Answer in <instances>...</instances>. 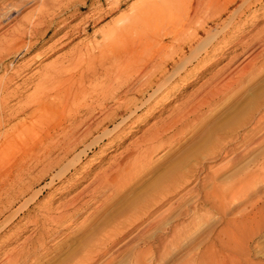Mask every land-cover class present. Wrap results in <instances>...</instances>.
<instances>
[{
	"label": "rangeland",
	"instance_id": "rangeland-1",
	"mask_svg": "<svg viewBox=\"0 0 264 264\" xmlns=\"http://www.w3.org/2000/svg\"><path fill=\"white\" fill-rule=\"evenodd\" d=\"M62 1L63 8L59 9L56 5L54 7L56 3L54 0H0V46L4 43V36L11 34L16 25L19 24V21L29 19L32 14L44 8H42L43 2L47 4L45 8H48V10L50 8L49 14L51 16L46 18L48 21L47 23H52V20H55L54 23L50 25L46 23L38 27V30H40L39 34L34 36L31 40L36 44L34 49H30L25 52V54H17L14 52L8 54L5 52L0 55V83H2L1 81L4 79L8 80L7 91L17 92L15 97H11L5 102H2L3 104H8V108L5 110L7 115L12 114L16 108H19L20 104H23L27 98L34 94L37 88H42L49 84L47 75L50 71L52 72L60 66L69 68L68 73L70 72V75H78L80 69L86 70L87 73V67H90L93 63L100 64V61L104 60L107 61L108 65L104 64V61H102V63L106 69L110 70L116 48V45L110 42V37L112 39L116 36L118 42H122L124 35L118 34L119 29L122 31V28L128 26L131 20L137 18V9L141 7H146L144 10L145 12L148 11L144 13L147 18L144 17L148 25H151L149 26L152 31L150 35H152L154 41L157 39L156 42H159L160 45L162 44L161 46L163 47V49L160 46L151 48L153 52H156H154L155 54L150 50L147 52L146 56L148 61L145 57L143 59H146V62L141 59L139 64L143 66L146 65L144 67L145 72H148V70L150 71L153 68L152 65L165 57V52L169 53L170 51L171 53L172 48L181 42V40H177L172 35L165 32V28L167 27L162 26V21L164 20L162 12L166 14L170 13L171 15L169 14V16L172 18L176 17L173 19L177 20L179 18V10L182 11V5L192 7L194 0H185V2H183L184 0H173L174 2L172 0L169 2L168 0ZM65 2L67 3L65 4ZM187 2L188 4L186 5ZM189 3L192 5H189ZM250 3V9L242 18L245 24L234 25L233 29L231 22L234 19L230 21L228 17L224 18L226 19L225 21L224 19L219 21L216 27L215 24H209L206 35H203L201 38L202 42L198 40L197 43L192 44L194 46L186 48L180 55H176L178 58L176 56L173 57L174 60H171L168 64V68L166 66L164 73L157 75V82H154L155 89L160 87L158 89H164V91L161 92L158 100L157 98L155 100L152 98L153 91L148 93L144 105L141 108L142 110L140 109L137 114L138 117L136 116L135 118L138 122H135L136 125L134 127H126V129L115 135L116 137H111V142H108L109 144L106 142V144L101 145V147L99 144L103 135V130L95 132L87 137L85 143L82 144L79 149H70L68 154L60 151V149L55 146V143L57 145L58 142L54 139V147L52 146L53 148L48 155V162L41 155L38 148H36L38 152L36 149L34 150L39 156L33 157L34 160L31 158L28 160L27 158V160L23 162L25 169H23L22 174L24 175H21L18 171L15 173L14 171V176L16 177H14L13 183L17 182V184H19L21 182L22 184V180L27 182L31 177L33 178L36 175H40L42 172L39 173V171H42L45 162H47L46 164L51 163V171L49 170V172H47L46 180L43 179L44 182L41 181L38 183L36 187L31 188L25 195H21L20 198L13 201V206L9 205L7 208L6 205L8 204L6 201H8V198L10 199L12 197L14 190L20 188V186L16 185V189H13L15 186L13 183L0 186V264H79V262H77L79 257V259L82 258L81 260L84 261V264H200L201 259H214L213 261H217L224 260V258V264H264V127L263 131L252 132V135L249 137L250 139L244 138L242 135L250 129L259 114L264 111L263 56L257 58L258 61H256L257 66L254 73L247 75L249 76H246L247 78L245 77L247 84L244 83V81L241 87L238 86L240 88H233L230 90L231 93L228 90L216 96L214 101H212L213 103L209 102L211 104H207L205 114V108L201 110L200 113L202 114H200L199 117L201 118V115L204 114L201 118L202 120L198 117H193V119L190 118L191 123L189 120L186 121L189 123L188 125L187 123H185L186 125L178 124V127L172 128L173 131L170 129V131L165 134L164 138L167 139L174 136L172 138V142L174 141L173 144L166 148H161L160 146V149L158 148V150L152 154L150 159L151 165L148 169L143 172L138 168V171L133 170L131 173L132 175L128 173L125 177L124 173H127L129 169L127 170L126 168L125 171L119 173L118 177L123 176L124 178L122 180L124 181L122 182L127 183L122 192L113 193L114 190L112 188H105V190L102 188L98 192L100 196L97 195L98 197L94 201L86 204L79 212H74L70 216H66L65 220H63L64 217L62 216L63 218H61L59 224L48 223L53 225H43L39 224L41 223L39 222L37 226L32 222V219H34L33 217L42 221V215H44L45 212L49 214L52 212V216L58 215L57 213L62 212L64 207L71 201L70 199L81 191L85 193H81V196H86L87 194L88 196H86L85 199L88 200V198L91 197L90 194L92 190L97 185L94 183L96 178L106 172L113 171L119 163L124 164V161L126 162L130 158L132 160L137 157V155L134 154H138L139 152H135V149L138 148L137 143H139L145 132L150 130L157 123L159 126L166 122L168 123L169 120L173 118H177V115L185 106H188L192 101L200 98L201 95L207 92L213 85H220L225 78L231 75L230 73H233L236 69H240L242 65L245 64L244 62L249 60L250 50L245 47L264 32V0H251ZM247 5L244 7L247 8ZM165 8L168 10H165ZM204 15H206V13ZM223 21L225 23H223ZM227 21L230 22L228 25H226L228 23ZM162 28L164 29L162 30ZM209 29L211 30L209 31ZM48 30L49 33L46 34ZM115 33L117 34L115 35ZM222 34L227 35H225L227 37L225 38L226 45L224 44V47L219 48V52L218 50L216 52L202 51L200 53L201 55L197 54V57L195 56L194 59V55L204 43L209 47L213 41L214 43L217 41L220 42L222 38H224ZM161 35L162 37H160ZM159 37L160 40L158 39ZM26 40L29 39L27 38ZM107 41L110 44H108ZM199 42L203 44L199 45ZM163 44L165 46L168 45L165 48ZM90 45L93 46V49ZM98 48L99 50L101 49V51H99ZM158 48L162 50L159 51L160 49ZM194 48L198 50L195 52L193 50ZM189 49L192 50L190 51ZM257 50V52L260 51V49ZM149 52L152 53L150 54ZM210 52L215 55H212ZM101 55L103 56L101 57ZM150 55H152V57ZM157 55L159 56V61ZM107 57L109 60L111 59L110 62L107 60ZM179 58L181 60H178ZM81 59H84L83 61L85 63L83 61L81 62ZM150 59L157 61L154 62L152 60V62ZM165 59L167 58L165 57ZM64 71H67V69ZM113 73L116 72L113 70ZM168 75L172 77L170 76V78ZM218 76L220 77V81ZM159 77L161 79H159ZM183 77L184 80H182ZM137 79H135L134 82H136ZM158 80L160 81L158 82ZM107 83L106 77L100 76V78L96 80L88 81L86 86L92 89L99 88L100 86L104 87ZM159 83L161 85H159ZM167 85H169V87L165 88ZM173 87L174 89H172ZM234 89L236 90L234 91ZM128 94L127 99L136 97L134 93ZM150 94L151 96H149ZM222 95L225 97L220 99ZM95 97L96 96H94V98ZM82 98L83 97L77 100H80V104L81 101L83 102L84 100ZM88 99L90 100V98ZM219 100H221V102ZM112 103L113 102L109 101V105L107 104L108 107L113 106ZM94 104L97 103H92V105ZM85 113L86 112L80 111L78 121L88 116V114ZM195 118H198L199 121ZM193 120L196 123H193L194 125L192 124ZM16 121L18 120H12L8 123L9 125L7 124L6 127H2L0 129V134L8 130ZM78 121L76 124L80 123ZM202 121H204V127L196 131L197 124H199V122L202 123ZM70 122V120L68 121V119H66L64 125L67 126ZM114 125L115 124L111 125L110 128H113ZM62 126H58V129ZM211 127H213L214 130H212L213 128ZM58 129H56V131L54 129L50 131L52 138L58 135ZM175 130L179 132L177 136L175 135ZM261 134L263 136H261ZM240 135L244 138L243 141L240 140ZM166 136L168 137L166 138ZM258 139H260V141ZM253 142H256V144H253ZM94 143H97L98 147L87 150L88 147ZM234 144L236 146H234ZM231 148L232 150H230L228 154H225V152ZM85 151L86 154L84 153ZM232 160L234 161L232 162ZM18 162L20 163L22 161L18 159L16 162L17 165ZM27 163L32 170L26 166ZM169 163V166L172 164L171 169L176 170L175 173L178 178L187 175V177L183 178L186 181L185 183L181 182L183 183L182 187L177 188V190L169 196L168 200L164 199V201L161 199L162 197H158L159 200L162 201L154 206L152 202L158 199L156 197L159 195V192L153 191V188L157 184L163 183L162 185H166L170 183V178H168L169 180L165 178L160 179L158 175L166 166L168 167ZM151 168H154L153 171H151ZM258 171L261 172L259 173ZM215 172L218 173L216 174ZM251 174L253 176H251ZM27 175L28 178L26 177ZM158 177L159 179H157ZM211 177L212 179L214 178L213 181ZM171 180V182L175 181V179ZM90 184L91 186H89ZM38 189L42 190V195L36 200L35 197ZM102 190L104 191L102 192ZM220 190L221 193L225 192L228 194L227 199H225L227 203L224 201L221 204L222 206L224 204L222 209L221 205L219 206L217 198L212 194V192L218 193ZM208 192H210V196H208ZM206 193L208 194L206 195L207 198L205 197ZM221 193L219 194L221 195ZM30 201L31 203H29ZM26 202L28 206L25 207L24 204ZM132 202L134 207L131 206V209H124L125 206L132 204ZM168 207L171 209L169 210ZM189 207L192 209H188ZM43 210H45V212ZM187 210H189V212ZM219 211L223 212L220 213ZM23 212H25L26 215L23 216ZM27 213H30V216H28ZM39 213L41 215H38ZM19 214H21V216H19ZM250 214H252V216L253 214L255 216L257 215V222L253 226H251V224H245L246 226H243L241 221ZM137 217L139 219L138 221L136 220ZM149 221L150 223L153 222L152 226L146 230L143 229V226L147 225ZM56 224H58V226L64 225L63 227L60 226V228L56 226ZM96 225L98 228L94 227ZM176 225L177 230L173 231L172 228ZM169 227H171V229ZM140 230L142 233L139 232ZM106 233L107 235L109 234V237L106 236ZM42 239H44L43 241L45 242H43ZM230 241H234L237 247L234 248L227 245ZM82 242L84 243L83 245ZM111 242L113 244H111ZM22 247H25V249ZM31 247L33 248L32 251L29 250ZM27 250L29 251L27 252ZM71 251L78 254L76 255ZM17 253H20V255ZM71 253L75 254L74 257ZM231 253L235 254L236 258L233 259ZM87 254L90 258H88ZM25 255L28 258L25 257ZM229 255L231 256L229 257ZM210 256L212 258H210ZM15 258L18 260H15ZM83 258L85 260H83ZM11 259H14L15 263H11ZM74 259L75 263L73 262ZM91 259H93V261ZM82 261H80V264Z\"/></svg>",
	"mask_w": 264,
	"mask_h": 264
},
{
	"label": "bare ground",
	"instance_id": "bare-ground-1",
	"mask_svg": "<svg viewBox=\"0 0 264 264\" xmlns=\"http://www.w3.org/2000/svg\"><path fill=\"white\" fill-rule=\"evenodd\" d=\"M56 3L54 4L58 6V8H63V1L62 0H54ZM171 0H168V2ZM173 1V0H172ZM183 1V0H182ZM187 1V0H186ZM190 1V0H189ZM188 1V2H189ZM192 1V0H191ZM256 1V0H255ZM261 1V0H260ZM174 2V1H173ZM185 2V0L183 1ZM188 2L186 3V5L188 4ZM251 0H194L193 1V5L191 3H189V5L191 4L192 7H187L185 5H182V11L179 10V14L181 12V14L179 16V18L177 20H174L173 18L176 17H170L169 14L170 13H164L162 12L164 15V20L162 21V26L163 27H167L165 28V32L167 34L172 35L175 39H179L181 40L180 43H178L177 45H175L172 48V52L169 53L165 52V57L167 59H165V57H163V59H161V61H159V56H158V61L156 62V64L152 65L153 68L148 72H145V66L146 65H140L139 63L141 62V59H143L144 57L147 59V52L150 50L152 51L151 48H155V47H162L159 42L154 41L152 35H150L151 29L149 26H151L150 24L148 25V23L145 20L146 14L144 15V13H147L148 11L145 12V8L141 7L139 9H137L138 12V17L135 18L134 20H131L128 26H125L124 28H122V31H118V34H122L124 35L123 37V41L122 42H118V40L116 39V36L113 37L111 39L110 37V42L112 44H115L116 48L114 51V56H113V63L108 66L110 67L109 69H106V67L104 66V64H107V61L101 60L100 62L102 63V61H104L105 63L103 64H98V63H93L92 65H90V67H87L88 71L86 73V70H82L80 69V72H78V75L76 73V75H70L68 73L69 68H66L64 66H60L58 67L56 70L54 69V71H50V73L47 75L48 76V83L47 85H45L42 88H37L34 91V94H32L29 98L26 99V101L23 104H20L19 108H16L12 114L7 115L6 114V109L8 108V104H3L2 102H5L6 100H8L11 97H15V94L17 92H8V88H7V83L8 80H2L0 83V129L2 127H6V125L8 123H10L12 120H18L16 121L13 125L10 126V128L6 131H4V133L2 132L0 134V186L4 184L8 185V184H12L14 181V171L16 173V171H18L21 175L23 169H25V166L23 164V162H25L28 158H31L32 160L33 157L35 156H39V154L36 152H34V150L36 148L39 149V152L41 153V155L44 157V159L47 161L48 160V155L51 152V149L54 147V139H56V141L58 142V144L55 146L58 147L60 149V151L64 152L65 154H68L69 150L71 149H79L81 147L82 144L85 143L87 137L95 132H98L100 130H103V135L100 139V144L99 146L101 147V145L106 144V142L108 143L111 139V137H114L115 135H117L118 133H120L121 131H123L124 129H126V127H134L136 124L135 122H138L136 118V116L138 117V112L140 111V109L143 107L144 102L147 98V95L150 91H153L152 94V98L155 100L160 96L161 92L164 91V89H155V83L156 81V76L159 75L160 73H164V69L168 68V64L171 62V60L173 61V57L176 55H180L181 52H183L186 48H191V46H194L192 44H195L198 42V40H200L202 42V37L203 35H206V31L208 30L207 28H209V24H216L219 23V21H222L225 17H228L230 19V21L232 19L231 22V26L234 29V25H238V24H245L244 21H242L243 19V15L250 9V5H251ZM67 2H65L66 4ZM112 3V2H111ZM42 8L41 10L37 11L36 13L32 14V16L27 19V20H21L19 21L16 25V27L14 28V31L9 34L4 36V43L0 46V55H2L3 53H17V54H25V52L29 51L30 49H34V47H36L35 43H33L31 40L34 36H36L37 34H39L40 30H38V27H40V25L42 24H46L47 21V17L51 16L49 14L50 8L48 10V8H45L47 6L46 2L42 3ZM248 4V5H247ZM147 5V4H146ZM153 5V4H152ZM247 5V8H245L244 6ZM66 6V5H65ZM180 6V5H179ZM18 7V5H17ZM138 7V6H137ZM136 7V8H137ZM163 7V6H161ZM177 7V6H176ZM153 8V7H152ZM181 8V7H180ZM244 8V10H243ZM68 9V8H67ZM135 9V8H134ZM233 9V10H232ZM136 10V9H135ZM148 10V9H147ZM165 10H168L165 8ZM172 10V9H171ZM133 11V10H132ZM150 11V10H149ZM154 11V9H153ZM164 11V10H163ZM170 12V11H169ZM152 13V12H151ZM206 13V15H204ZM136 15V14H135ZM171 15V14H170ZM174 15V14H173ZM145 16V17H144ZM150 16V15H149ZM153 16V15H152ZM177 16V15H176ZM147 18V17H146ZM172 18V19H170ZM227 18V19H228ZM53 19V17H52ZM149 20V19H148ZM153 20V18H152ZM226 19H224L225 21ZM54 23L55 20H52ZM223 21V23H225ZM159 22V21H158ZM157 22V24H158ZM228 22V21H227ZM243 22V23H241ZM52 23H47L48 25L52 24ZM154 23V22H153ZM152 23V24H153ZM230 22H228L226 25H228ZM221 24V23H220ZM159 25V24H158ZM223 26V25H221ZM242 26V25H241ZM123 27V26H122ZM159 27V26H158ZM179 27V28H178ZM211 27V26H210ZM227 27V26H226ZM238 27V26H237ZM121 28V27H120ZM160 28V27H159ZM219 28V27H218ZM225 28V27H224ZM223 28V29H224ZM230 28V27H229ZM154 29V28H153ZM164 28H162L163 30ZM226 29V28H225ZM224 29V30H225ZM161 30V32H162ZM211 29H209L210 31ZM227 30V29H226ZM230 30V29H229ZM115 31V30H114ZM117 31V30H116ZM228 31V30H227ZM164 32V31H163ZM49 33V30L46 31V34ZM135 33V34H133ZM156 33V32H155ZM160 33V32H159ZM225 33V32H224ZM117 33H115L116 35ZM45 35V34H44ZM113 35V34H112ZM223 35V34H222ZM226 35V34H225ZM225 35H223L222 37V41H217L216 43L211 44V46L208 47V45H206V43H200L199 45L203 44V46L201 48L196 49L198 50L197 53L194 55V59L195 56L197 54H200L202 51L204 52H216L219 48L224 47L225 44V38H227ZM167 36V35H166ZM1 37V36H0ZM157 37V36H156ZM162 37V35L160 36ZM160 37L158 38L160 40ZM29 40H26V39ZM220 38V37H218ZM108 40V39H107ZM162 40V39H161ZM227 40V39H226ZM232 40V39H231ZM205 42V41H204ZM212 42V41H211ZM210 42V43H211ZM229 42V41H228ZM108 43V41H107ZM163 43V42H161ZM173 43V42H172ZM110 44V43H108ZM111 44V45H112ZM159 44V45H158ZM166 44V43H165ZM249 44V43H248ZM164 45V44H163ZM168 45V44H167ZM166 45V46H167ZM197 45V44H196ZM221 45V46H220ZM226 45V44H225ZM229 45V44H228ZM91 46V45H90ZM166 46L164 45V47L166 48ZM93 49V46H91ZM103 47V46H102ZM124 49H123V48ZM229 47V46H228ZM111 48V46H110ZM193 48V47H192ZM198 48V47H197ZM234 48V47H233ZM246 49L250 50V54H249V60L242 64V67L240 69H236L233 73H230L231 75H229V77L225 78V80L219 84H215V86L213 85V87H208L207 88V92H205L203 95H201L200 98H197L195 101H192V103L188 104V106H185V108L180 111V113L177 115V118H173L171 120H169V122L165 123V124H161V125H155L153 126L150 130H148L147 132L144 133V135L141 137V140L139 141V143H137V149H135V152H139L138 154H134L137 155L136 158H133L131 160V158L129 160H127L126 162L124 161V164H118V166L116 167V169H114L113 171L111 170L110 172H106L105 174L99 176L98 178H96V180L94 181V183H96L97 185L95 186V188L92 190V193L90 194L91 197L88 198V200L85 199L86 196H88L86 194L81 196V193H83V191L77 193L73 198H71L69 201V203L64 207V209L62 210V212L57 213L58 215L56 216H52L51 213L49 214L48 212H45V210H43L45 212L44 215H42V221H40L38 218L33 217L34 219H32V222L37 225L39 222V224H48V223H58L61 221V218L64 217L63 220H65L66 216H70L71 214H73L74 212H79L80 209H82L86 204H88L91 201H94L99 195L98 192L103 188L105 190L112 188L114 190L113 193H119L122 192L124 190V187L127 185L126 182H122L124 180H122L128 173H132L133 170H137L138 168L141 171H145L146 169H148L151 165V156L152 154H154L158 148L161 146L162 147H170L173 142H172V138L174 137H170L167 138L168 136H166L167 139H165V134L167 132L170 131V129L172 130V128H176V126L178 124H182V125H186L185 123H187V125L189 124L188 122H186L187 120H189V122L191 121L190 118L193 119V117H198L199 119H201L203 117V115L206 113V108H207V104L209 102L214 101L215 97L218 95H221L222 92H227L229 90H232L233 88H240L244 83H246L247 80H245V77L247 75H250L251 73H254V71L256 70V61L257 58H261L263 56L264 58V32L254 41H252L249 45H247L245 47ZM91 49V50H92ZM106 49V48H105ZM160 49V48H158ZM163 49V47H162ZM162 49H160L159 51H161ZM168 49V47H167ZM260 49L259 52H257ZM99 50V48H98ZM119 50V51H118ZM155 50V49H154ZM170 50V49H169ZM190 50V49H189ZM192 50V49H191ZM190 50V51H191ZM195 52V48L193 49ZM257 50V51H256ZM88 51V50H87ZM86 51V52H87ZM101 51V49L99 50ZM157 51V52H159ZM192 51V52H194ZM245 51V50H244ZM153 52V51H152ZM151 52V53H152ZM156 52V51H154ZM153 52V53H154ZM191 52V53H192ZM212 52H210L212 54ZM219 52V50H218ZM88 53V52H87ZM150 53V52H149ZM150 53V54H151ZM160 53V52H159ZM163 53V52H162ZM86 54V53H85ZM89 54V53H88ZM101 54V53H100ZM105 54V53H104ZM110 54V53H109ZM155 54V53H154ZM218 54V53H217ZM106 55V54H105ZM108 55V54H107ZM153 55V54H152ZM152 55H150L152 57ZM201 55V54H200ZM203 55V54H202ZM206 55V54H205ZM210 55V54H209ZM212 55H215L214 53ZM22 56V55H20ZM89 56V55H87ZM103 55H101L102 57ZM155 56V57H157ZM164 56V55H163ZM199 56V55H198ZM261 56V57H260ZM109 57V56H108ZM107 57V58H108ZM177 57V56H176ZM185 57V56H184ZM183 57V58H184ZM191 57V54H190ZM197 57V56H196ZM204 57V56H202ZM215 57V56H214ZM83 58V57H82ZM110 58V57H109ZM109 58L107 60H109ZM150 58V57H149ZM178 58V57H177ZM175 58V59H177ZM105 59V58H104ZM146 59H143L144 61ZM84 60V59H83ZM81 59V62L83 61ZM111 60V59H110ZM109 60V62H110ZM154 61V59H152ZM150 59V61H152ZM178 60H181L180 58ZM185 60V59H184ZM201 60V58H200ZM148 61V59H147ZM149 61V62H150ZM152 61V62H153ZM157 61V60H155ZM154 61V62H155ZM186 61V60H185ZM193 61V60H192ZM196 61V60H195ZM84 62V61H83ZM146 62V61H145ZM144 62V63H145ZM151 62V63H152ZM200 62V61H199ZM260 62V61H259ZM263 62V61H262ZM85 63V62H84ZM150 63V64H151ZM187 63V62H186ZM190 63V62H189ZM264 63V62H263ZM81 64V63H80ZM148 64V62H147ZM173 64V63H172ZM171 64V65H172ZM175 64V62H174ZM108 65V64H107ZM195 65V64H194ZM193 65V66H194ZM87 66V65H86ZM170 66V65H169ZM192 66V65H191ZM238 66V67H239ZM107 67V68H108ZM56 68V67H55ZM116 68V69H115ZM193 68V67H191ZM259 68V67H257ZM264 68V67H263ZM65 69H67V71H64ZM85 69V68H84ZM174 69V68H173ZM113 70L116 73H113ZM188 70V69H187ZM191 70V69H189ZM193 70V69H192ZM67 72V73H66ZM185 72V71H184ZM188 72V71H187ZM257 72V71H256ZM168 73V72H167ZM166 73V74H167ZM173 73V72H172ZM170 73V74H172ZM114 74V75H113ZM174 74V73H173ZM258 74V73H257ZM161 75V74H160ZM185 75V74H184ZM100 76H105L106 77V81L108 82L106 85H104V87H100L99 88H88L86 86V83L88 81H93L96 80L98 78H100ZM165 76V75H164ZM169 76V75H168ZM171 76V75H170ZM169 76V77H170ZM180 76V75H179ZM220 76V75H219ZM218 76V79L220 81V77ZM222 76V75H221ZM224 76V75H223ZM139 77V78H138ZM167 77V76H166ZM172 77V76H171ZM170 77V78H171ZM185 77V76H184ZM184 77L182 80H184ZM249 77V76H247ZM246 77V78H247ZM138 78V79H137ZM182 78V77H181ZM223 78V77H222ZM137 79L136 82H134V80ZM159 79H161L159 77ZM169 79V78H168ZM178 80V79H177ZM176 80V81H177ZM254 80V79H253ZM123 81V82H122ZM160 80H158L159 82ZM245 81V82H244ZM105 82V81H104ZM122 82V83H120ZM162 82V81H161ZM160 82V83H161ZM244 82V83H243ZM249 82V81H248ZM103 83V82H102ZM106 83V82H105ZM159 83V85H161ZM164 83V82H163ZM10 84V83H9ZM173 84V83H172ZM247 84V83H246ZM175 85V84H173ZM172 85V86H173ZM103 86V84H102ZM158 86V85H157ZM240 86V87H238ZM97 87V86H96ZM169 85H167L168 88ZM244 87V86H243ZM163 88V86H162ZM174 89V87L172 88ZM236 89H234L235 91ZM233 92V91H232ZM239 92V91H238ZM128 93H134L136 94V97L133 99H127V94ZM231 93V92H230ZM151 94L149 96H151ZM129 95V94H128ZM164 95V94H162ZM161 95V96H162ZM230 95V94H229ZM228 95V96H229ZM29 96V95H28ZM94 96H96L94 98ZM83 97L82 99L83 102L81 101L80 104V100L77 101L79 98ZM222 97L225 96H221L220 99H222ZM90 98V100L88 99ZM227 98V97H226ZM81 99V100H82ZM89 100V101H88ZM217 100V99H216ZM113 102V106L108 107V102ZM152 101V100H151ZM221 102V100H219ZM79 102V103H77ZM92 103H97L92 105ZM213 103V102H212ZM80 104V105H79ZM108 104V105H107ZM211 104V103H209ZM217 105V104H216ZM262 105V104H261ZM206 106V107H205ZM212 106V105H211ZM210 106V107H211ZM148 107V106H147ZM209 107V108H210ZM11 108V107H9ZM205 108V110H204ZM208 108V109H209ZM142 110V109H141ZM201 110H204V114L201 115V118L199 117ZM80 111L82 112H86L85 114H88L87 117H85L84 119H82L81 121H78V118L80 117L79 113ZM141 113V112H140ZM67 116V118H66ZM140 116V114H139ZM255 117V116H254ZM195 118V119H198ZM207 118V117H205ZM66 119H68V121L70 120V124H68L67 126L64 125V122L66 121ZM198 119V121H199ZM65 120V121H64ZM120 120V121H118ZM202 120V119H201ZM80 122L78 124H76V122ZM116 122V123H115ZM118 122V123H117ZM197 122V121H196ZM203 122L199 124H197L196 126V131H199L202 127H204ZM191 123V122H190ZM195 123L194 120L192 122V124ZM251 123V122H250ZM253 123V122H252ZM63 124V126H62ZM76 124V125H75ZM114 125L113 128H110L111 125ZM190 124V125H192ZM196 124V123H195ZM213 124V123H212ZM9 125V124H8ZM181 125V127H182ZM194 125V124H193ZM207 125V124H206ZM58 126H62L58 129ZM178 127V126H177ZM193 127V126H192ZM263 127H264V111L261 112L259 114V116L257 117V119L255 120V122L252 124V126L250 127V129L246 132H244L242 135L244 136V138H249L252 135V132H256V131H263ZM213 128V127H211ZM54 129L56 131V129H58L59 133L55 138H52V135H50V131ZM182 129V128H181ZM179 130H180V126H179ZM194 130V129H193ZM205 130V129H204ZM214 130V128L212 129ZM216 130V129H215ZM173 131V130H172ZM184 131V129H183ZM176 132V134H175ZM174 134L177 136L179 134V132H177L175 130ZM181 132V131H180ZM185 132V131H184ZM173 133V132H172ZM178 133V134H177ZM54 134V133H53ZM195 134V133H194ZM193 134V135H194ZM173 135V134H172ZM184 135V134H183ZM240 135V137L242 136ZM264 135V134H263ZM261 134V136H263ZM120 136V135H118ZM260 136V137H261ZM116 137V136H115ZM49 138V140H48ZM239 138V137H238ZM242 138V137H241ZM240 140L243 141L244 138H242ZM264 138V137H263ZM262 138V139H263ZM52 139V140H51ZM113 139V138H112ZM250 139V138H249ZM257 139V138H256ZM261 139V140H262ZM233 140V139H232ZM231 140V141H232ZM238 140V139H237ZM260 141V139H258ZM176 141V140H175ZM257 141V140H256ZM258 141V142H259ZM99 142V141H97ZM111 142V141H110ZM233 142V141H232ZM241 142V141H240ZM239 142V143H240ZM257 142V143H258ZM109 144V143H108ZM107 144V146H108ZM253 144H256V142H253ZM90 145V144H89ZM53 146V147H52ZM106 146V145H105ZM106 146V147H107ZM234 146H236L234 144ZM94 147H98L97 143L92 144L91 146L88 147L87 150H92L91 148ZM222 148V147H221ZM228 148V147H227ZM38 149L37 152H38ZM58 149V150H59ZM101 149V148H99ZM160 149V148H159ZM221 150V149H220ZM227 150V149H226ZM225 150V151H226ZM232 150L229 149L225 152V154H228L229 151ZM249 150V149H248ZM132 151V150H131ZM130 151V152H131ZM61 152V153H62ZM220 152V151H219ZM218 152V153H219ZM242 152V151H241ZM63 153V154H64ZM86 154V151L84 152ZM132 153V152H131ZM233 153V152H232ZM130 154V153H129ZM133 154V153H132ZM224 154V153H223ZM131 155V154H130ZM133 155V157H134ZM41 156V157H42ZM127 156V155H126ZM51 157V156H50ZM130 157V156H129ZM222 157V156H221ZM38 158V157H37ZM238 158V157H237ZM18 159L22 162H18V165L16 164V162L18 161ZM42 159V158H41ZM50 159V158H49ZM61 159V158H60ZM233 159V158H232ZM40 160V159H39ZM54 160V159H53ZM52 160V161H53ZM77 160V159H76ZM231 160V159H230ZM51 161V162H52ZM78 161V160H77ZM234 160H232L233 162ZM29 162V161H28ZM31 162V161H30ZM48 162V161H47ZM47 162H43L44 164V168H42V172L40 175H36L35 177H31L29 181L25 182L24 180L23 183L21 184V182L19 184H17V182H14L13 184H15L13 189H16V185H19L20 188L14 190V193L12 194V197L9 199L6 205V208L9 207V205L13 206V201H15L16 199L20 198L21 195H25L31 188L36 187L38 185V183H40L41 181L44 182V180H46L47 177V172H49L50 170V164H46ZM41 163V162H40ZM54 163V162H53ZM56 163V162H55ZM35 164V163H34ZM39 164V163H38ZM177 164V163H176ZM17 165V166H15ZM29 164L27 163V167ZM161 165V163H160ZM166 165V164H165ZM164 165V166H165ZM170 163L168 164V167L166 166V168H164L161 172H159L160 174H158L160 176V179H166L169 180L168 178H170V183H167L166 185H162V184H157L153 189V191L159 192L158 196L156 198H161L162 200H168L169 196L174 193L177 188L182 187V184L185 183V179H183L184 177H187V175L182 178H178L177 174L175 173V169H171L172 168V164L171 166H169ZM157 166V165H156ZM162 166V165H161ZM177 166V165H176ZM26 167V168H27ZM37 167V164H36ZM53 167V166H51ZM160 167V166H159ZM264 167V166H263ZM127 168V173H124V177L120 176L118 177V174L125 171V169ZM155 168V167H154ZM154 168H151L153 171ZM157 168V167H156ZM176 168V167H175ZM223 168V167H222ZM221 168V169H222ZM30 169V167H29ZM34 169V168H33ZM41 169V168H40ZM52 169V168H51ZM160 169V168H157ZM32 170V168L30 169ZM139 170V171H140ZM36 171V170H35ZM51 171V170H50ZM138 171V170H137ZM159 171V170H156ZM17 172V173H18ZM27 172V169H26ZM30 172V171H29ZM32 172V171H31ZM155 172V171H154ZM259 172V171H258ZM261 172V171H260ZM259 172V173H260ZM24 173V172H23ZM36 173V172H35ZM142 173V172H141ZM150 173V172H149ZM216 174L218 172H215ZM34 174V173H33ZM115 174V175H114ZM255 174V173H254ZM17 175V174H16ZM19 175V174H18ZM20 175V176H21ZM30 175V174H28ZM28 175L26 176L28 178ZM114 175V176H113ZM132 175V174H131ZM113 176V177H112ZM207 176V175H206ZM218 176V175H217ZM251 176H253L251 174ZM259 176V175H258ZM18 177V176H17ZM255 177V176H254ZM23 178V177H22ZM210 178V177H209ZM242 178V177H241ZM18 179V178H17ZM16 179V180H17ZM44 179V180H43ZM127 179V178H126ZM159 179V177L157 178ZM171 179H175V181L171 182ZM208 179V178H207ZM253 179V178H252ZM165 180V181H166ZM188 180V179H187ZM211 180L213 181L214 178ZM238 180V179H237ZM236 180V181H237ZM255 180V179H254ZM18 181V180H17ZM78 181V180H77ZM133 181V180H131ZM180 181V183H179ZM190 181V180H189ZM183 182V183H181ZM215 182V181H214ZM213 182V183H214ZM129 183V182H128ZM151 183V182H149ZM165 183V182H164ZM238 183V182H237ZM134 184V183H133ZM137 184V183H136ZM215 184V183H214ZM241 184V183H240ZM135 185V184H134ZM2 186V187H3ZM44 186V185H43ZM50 186V185H49ZM91 186V184L89 185ZM12 187V186H11ZM231 187V186H230ZM85 188V187H84ZM12 189V188H10ZM90 189V188H89ZM87 189V190H89ZM111 189V190H112ZM159 189V190H158ZM221 189V188H220ZM102 190V192L104 191ZM158 190V191H157ZM191 190V189H190ZM209 190V189H208ZM212 190V189H211ZM10 191V190H9ZM85 191V190H84ZM110 192V191H108ZM162 192V193H160ZM212 192V191H211ZM230 192V191H229ZM7 193V191H6ZM34 193V192H33ZM210 192H208L209 194ZM215 192H212V194L214 195V197L217 198L219 206L227 199L228 194L227 193H221V195ZM85 194V193H83ZM207 193L205 194L208 195ZM7 195V194H5ZM42 195V190L38 189L36 192V200H38ZM33 196V195H32ZM100 196V195H99ZM210 196V194L208 195ZM29 197V196H28ZM34 197V196H33ZM32 197V198H33ZM232 197V196H231ZM238 197V196H237ZM7 198V197H6ZM159 198L157 200H155L154 202H152V204L155 206L156 204H159L162 200H159ZM207 198V197H206ZM209 199V198H208ZM212 199V197H211ZM210 199V200H211ZM28 200V199H27ZM101 200V199H100ZM152 200V199H151ZM164 200V201H165ZM182 200V199H181ZM184 200V199H183ZM32 201V200H31ZM31 201L29 203H31ZM3 202V201H2ZM28 202V201H27ZM25 203L24 206H28V203ZM110 202V201H109ZM108 202V203H109ZM147 202V201H146ZM196 202V201H195ZM98 203V202H97ZM217 203V204H218ZM227 203V202H226ZM23 204V203H22ZM43 204V203H42ZM48 204V203H47ZM66 204V203H65ZM93 204V203H92ZM96 204V203H95ZM99 204V203H98ZM149 204V203H148ZM147 204V205H148ZM45 205V204H44ZM103 205V204H102ZM101 205V206H102ZM107 205V204H104ZM162 205V203H161ZM260 205V204H259ZM46 206V205H45ZM44 206V208H45ZM64 206V205H63ZM100 206V207H101ZM134 204L132 202V204H129L128 206H125L124 209H131ZM145 206V205H144ZM224 206V204H223ZM221 205V209L223 207ZM41 207V206H40ZM39 207V209H40ZM105 207V206H104ZM122 207V206H121ZM151 207V206H150ZM183 207V206H182ZM29 208V207H28ZM27 208V209H28ZM169 208V207H168ZM187 208V207H186ZM185 208V209H186ZM196 208V207H194ZM217 208V207H216ZM2 209V208H1ZM9 209V208H8ZM25 209V208H24ZM38 209V208H37ZM50 209V207H49ZM61 209V208H60ZM85 209V208H84ZM83 209V210H84ZM97 209V208H96ZM95 209V210H96ZM100 209V208H98ZM103 209V208H102ZM146 209V208H145ZM152 209V208H150ZM171 208H169L170 210ZM188 209H192V208H188ZM4 210V209H3ZM29 210V209H28ZM27 210V211H28ZM42 210V209H41ZM51 210V209H50ZM104 210V209H103ZM143 210V209H142ZM168 210V211H169ZM219 210V209H218ZM224 210V209H223ZM19 211V210H18ZM21 211V210H20ZM42 211V212H43ZM48 211V210H47ZM93 211V210H92ZM146 211V210H145ZM189 212V210H187ZM186 211V212H187ZM193 211V210H192ZM256 211V210H255ZM40 212V211H39ZM138 212V211H136ZM220 212V211H219ZM223 212V211H222ZM220 212V213H222ZM35 213V212H34ZM93 213V212H92ZM97 213V212H96ZM148 213V212H147ZM152 213V211H151ZM191 213V212H190ZM189 213V214H190ZM254 213V212H253ZM17 214V213H16ZM23 216L26 215L25 212L22 213ZM30 214V213H29ZM28 213L27 215L30 216ZM55 214V213H54ZM76 214V213H75ZM127 214V213H126ZM145 214V212H144ZM161 214V213H160ZM187 214V213H186ZM188 214V215H189ZM255 214V213H254ZM253 214L248 215L244 220H242V225L244 226L245 224H251V226H253L256 222H257V215L255 216ZM262 214V213H261ZM37 215V214H36ZM38 215H41L40 213ZM153 215V214H152ZM164 215V214H161ZM169 215V214H168ZM19 216H21V214H19ZM63 216V217H62ZM75 216V215H74ZM149 216V215H148ZM147 216V217H148ZM176 216V215H175ZM180 216V215H179ZM183 216V215H182ZM40 217V216H39ZM89 217V216H88ZM106 217V216H105ZM140 217V216H139ZM259 217V216H258ZM14 218V217H13ZM29 218V217H28ZM72 218V217H71ZM74 218V217H73ZM94 218V216H93ZM142 218V216H141ZM262 218V217H261ZM88 219V218H87ZM131 219V218H128ZM173 219V218H172ZM137 221L139 220L138 217L136 219ZM6 221V220H5ZM8 221V220H7ZM71 221V220H70ZM69 221V222H70ZM124 221V220H123ZM127 221V220H126ZM130 221V220H129ZM134 221V222H137ZM147 221V220H146ZM153 221V220H152ZM67 222V221H66ZM68 222V223H69ZM100 222V221H99ZM125 222V221H124ZM144 222V221H143ZM160 222V221H159ZM64 223V221H63ZM73 223V222H72ZM130 223V222H129ZM145 223V222H144ZM152 223H149L145 226H143V229H148L150 226H152ZM261 223V222H260ZM38 224V225H39ZM58 224H56V226H58ZM132 224V223H131ZM139 224V223H138ZM176 224V223H175ZM3 225V224H2ZM37 225V226H38ZM48 225H53V224H48ZM64 225V224H63ZM63 225H59L58 227H63ZM67 225V224H66ZM81 225V224H80ZM133 225V224H132ZM156 225V224H155ZM154 225V226H155ZM260 225V224H259ZM41 226V225H40ZM102 226V225H101ZM246 226V225H245ZM46 227V226H45ZM55 227V225H54ZM60 227V228H61ZM94 227H97L94 226ZM181 227V226H180ZM256 227V226H255ZM47 228V227H46ZM49 228V227H48ZM56 228V227H55ZM65 228V227H64ZM98 228V227H97ZM109 228V227H108ZM124 228V227H123ZM171 229V227H169ZM87 229V228H86ZM114 229V228H113ZM117 229V227H116ZM165 229V228H164ZM162 229V230H164ZM168 229V228H167ZM181 229V228H180ZM58 230V229H57ZM56 230V231H57ZM101 230V229H100ZM104 230V229H103ZM102 230V231H103ZM109 230V229H108ZM154 230V229H153ZM173 231L177 230V225L172 228ZM54 231V230H53ZM60 231V230H59ZM81 231V230H80ZM96 231V230H95ZM110 231V230H109ZM119 231V230H118ZM123 231V230H122ZM44 232V231H43ZM58 232V231H57ZM141 232V230L139 231ZM148 232V231H147ZM48 233V232H47ZM108 233V232H107ZM106 233V236L109 237ZM112 233V232H110ZM115 233V232H114ZM142 233V232H141ZM49 234V233H48ZM175 235V234H174ZM48 236V235H47ZM52 236V235H50ZM54 236V235H53ZM115 236V234H114ZM113 236V237H114ZM138 236V235H137ZM243 236V235H242ZM39 237V236H38ZM136 237V236H135ZM134 237V238H135ZM44 238V237H43ZM9 239V238H7ZM138 239V238H137ZM233 239V238H231ZM230 239V240H231ZM41 240V239H40ZM44 239H42L43 241ZM118 240V239H117ZM140 240V239H139ZM27 241V240H26ZM112 241V240H111ZM134 241V240H132ZM159 241V240H158ZM45 242V241H43ZM42 242V243H43ZM37 243H41V242H37ZM116 243V242H115ZM159 243V242H158ZM34 244V242H33ZM49 244V243H48ZM84 243L82 242V245ZM98 244H102V243H98ZM111 244H113L111 242ZM223 244V243H222ZM225 244V243H224ZM39 245V244H38ZM79 245V244H78ZM95 245V244H94ZM227 245H229L230 247H237L236 243L234 241H230L227 243ZM23 246V245H22ZM31 246V245H30ZM33 246V245H32ZM37 246V245H36ZM40 246V245H39ZM38 246V247H39ZM44 246V244H43ZM112 246V245H111ZM28 247V246H27ZM35 247V246H34ZM36 247V248H38ZM228 247V246H227ZM25 249V247H22ZM21 248V249H22ZM45 248V247H44ZM80 248V247H79ZM32 247L31 250L32 251ZM40 249V248H39ZM78 249V247H77ZM88 249V248H87ZM27 250V252L29 251ZM43 250V249H42ZM49 250V249H48ZM76 250V249H75ZM74 250V251H75ZM80 250V249H79ZM89 250V249H88ZM22 251V250H21ZM24 251V250H23ZM30 251V252H31ZM78 251V250H77ZM18 252V251H17ZM33 252H37V251H33ZM73 252V251H71ZM26 253V252H24ZM39 253V252H38ZM76 255L78 253L73 252ZM80 253V252H79ZM208 253V252H207ZM20 255V253H17ZM28 254V253H27ZM30 254V253H29ZM35 254V253H34ZM75 254L71 255L74 257ZM90 254V253H89ZM141 254V253H139ZM23 255V253H22ZM33 255V254H32ZM39 255V254H38ZM86 255V254H85ZM88 255V254H87ZM210 255V254H209ZM233 259L236 258L235 254H232ZM229 255V257L231 256ZM18 256V255H17ZM35 256V255H34ZM41 256V255H40ZM79 256V255H78ZM221 256V255H220ZM21 257V256H20ZM25 257H27L25 255ZM32 257V256H31ZM72 257V259H73ZM77 257V256H76ZM75 257V258H76ZM87 257V256H85ZM18 258V257H17ZM17 258H15V260H18ZM24 258V257H23ZM28 258V257H27ZM71 258V257H70ZM78 258V257H77ZM80 258V257H79ZM78 258L79 264L80 261H82L81 259ZM88 258L89 255H88ZM210 258H212L210 256ZM220 258V257H219ZM224 258V257H223ZM22 259V258H21ZM69 259V258H67ZM87 259V258H86ZM140 259V258H139ZM12 262L11 263H15L14 259H11ZM14 260V261H13ZM25 260V259H24ZM23 260V261H24ZM77 260V259H76ZM83 260H85L83 258ZM93 261V259H91ZM214 260V259H213ZM213 260H206V259H201L200 260V264H224L225 258L224 260H217V261H213ZM65 261V260H64ZM68 261V260H67ZM66 261V262H67ZM73 261V260H70ZM69 261V262H70ZM89 261V259H88ZM213 261V262H212ZM236 261V259H235ZM18 262V261H17ZM75 263V259L73 261ZM72 262V263H73ZM84 261L81 262V264ZM191 262V261H190ZM141 263V262H140ZM16 264V263H15ZM18 264V263H17ZM69 264V263H68ZM71 264V263H70ZM76 264V263H75ZM78 264V263H77ZM231 264V263H230Z\"/></svg>",
	"mask_w": 264,
	"mask_h": 264
}]
</instances>
